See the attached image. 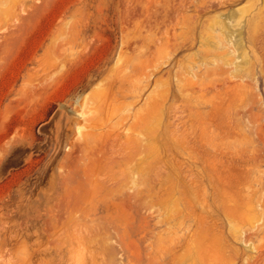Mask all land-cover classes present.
<instances>
[{
	"label": "rangeland",
	"instance_id": "1",
	"mask_svg": "<svg viewBox=\"0 0 264 264\" xmlns=\"http://www.w3.org/2000/svg\"><path fill=\"white\" fill-rule=\"evenodd\" d=\"M263 1L0 0V264H264Z\"/></svg>",
	"mask_w": 264,
	"mask_h": 264
},
{
	"label": "bare ground",
	"instance_id": "2",
	"mask_svg": "<svg viewBox=\"0 0 264 264\" xmlns=\"http://www.w3.org/2000/svg\"><path fill=\"white\" fill-rule=\"evenodd\" d=\"M175 110H177V109L175 108ZM170 112H172V111H170ZM177 113L178 112L176 111V112H173V114H172V121H171V136H172V138L171 137L170 138L172 140H174V142L176 141L178 143L177 148H176V146L174 148L178 149L177 151L180 152L179 157L183 158L184 156H186V157L190 158L191 161L188 162L189 167H192V168L193 167H200L203 170L211 169L212 171H215L219 175L229 174L227 169H229L230 166H226L222 160H218V159L210 160V158L208 157V155H209L208 153L210 152V150L216 149L214 141L211 140V137L204 135L202 133V131H200V126L198 127L197 133H194V131H193V128L195 127L194 122L192 123L193 119L190 118L189 114L186 116H179V115H177ZM251 124L253 125V123H251ZM228 127H230V124L226 123V122H224V126H221V128H226V129ZM173 138H175V139H173ZM153 142H155V141H153ZM151 157L152 156H150V158ZM243 158H244V156H242V159ZM160 160H161V158H160ZM179 162L180 161H177L178 167H177L176 171H177V175H182L187 170V167L182 165V164H179ZM158 165H160V164H158ZM243 173H244V171L242 170V174ZM245 173H246V175L244 177L242 176V183H244V182L249 183V180L247 179V173L248 172H245ZM189 176H188V178H189ZM159 178H160V176H159ZM179 178H181V177H179ZM155 179H154L155 182H153L154 184L151 183V185H148L147 189L145 190V193L148 195H151V197L152 196H158L160 194L161 187H163V185H164L163 181H161L160 179L157 181L158 178L156 180ZM226 182H228V181H226ZM189 186H192L191 189L195 186L197 187V182H191ZM137 191H139V190H137ZM137 191H135V193ZM185 205H186V203H185ZM194 220L197 223V225L199 226L198 232H197V235L191 234L188 242L193 243L194 241L197 240V242L199 243L198 249H202V250L205 249L203 251L202 255L205 257V259L208 258V261H213V262H217V261L221 262L222 261V262H224V259H226V256L221 255L222 253L217 250V249H219L217 247H220V249H219L220 251H224L223 254L225 253L226 249L221 250L222 249L221 246L216 244L215 248H216L217 254H215V252H214L215 248H212L213 251L211 250V247H212V246H210V245H212V243H210L211 236L214 234L215 238H218L216 236L218 234L215 231V229H213V226L211 224H209L208 222L203 221L201 219L200 215H194ZM229 221L231 222V220H229ZM220 239L221 238L217 239L219 241L218 243H222L220 241ZM84 241H85L84 237H81V240H78V244L80 242L84 243ZM177 244H178V241L172 239L170 242L165 244V247H170L172 245L176 248ZM186 247L190 249L191 245L187 244ZM218 252L220 253L221 257L217 256L219 254ZM77 254L79 256H81L79 252ZM80 258L76 259V264H82V262H80V260H79ZM263 258H264V254H259L258 259L261 260ZM258 261H256V262H258ZM89 262H90V264H99L98 260H95V259H90Z\"/></svg>",
	"mask_w": 264,
	"mask_h": 264
}]
</instances>
